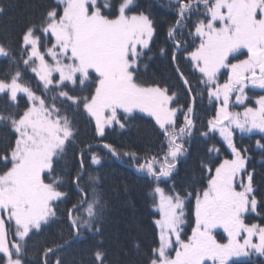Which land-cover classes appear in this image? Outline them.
Returning <instances> with one entry per match:
<instances>
[{"label": "snow or ice", "instance_id": "1", "mask_svg": "<svg viewBox=\"0 0 264 264\" xmlns=\"http://www.w3.org/2000/svg\"><path fill=\"white\" fill-rule=\"evenodd\" d=\"M168 6L174 11L167 30L171 49L158 53L155 20L138 0H54L18 37H0V264H29L32 237L60 219L62 205H70L64 218L71 239L102 233L106 201L92 171L102 157L81 139L78 118L84 114L94 122V137L145 118L156 132L158 149L143 155L101 141L146 179L151 211L131 239L143 257L139 264H254L251 257L264 258V225L250 222L253 214L264 216V190L249 167V150L236 140L237 131L264 134V95L255 107L246 103V90H264V0H169ZM157 54L174 65L178 91L141 79V66L147 70ZM182 56L199 73L195 83L181 67ZM205 95L214 114L202 124ZM238 105L242 112L232 110ZM198 137L206 145L198 168L207 183L188 190L175 177ZM262 141L264 135L256 146L264 154ZM222 152L230 157L221 160ZM189 210L191 235L184 229ZM217 229L227 234L226 243ZM141 233L151 236L146 246ZM69 243L62 238L45 245L42 264L51 256L64 264L58 253ZM91 264L115 262L97 246Z\"/></svg>", "mask_w": 264, "mask_h": 264}, {"label": "trees", "instance_id": "2", "mask_svg": "<svg viewBox=\"0 0 264 264\" xmlns=\"http://www.w3.org/2000/svg\"><path fill=\"white\" fill-rule=\"evenodd\" d=\"M53 2L54 0H0V4L6 6V12L0 14V37L7 36L15 39L29 19L38 15L43 6ZM138 3L142 10L151 12L156 23L157 34L153 39V52L158 53L161 47L171 49L167 30L173 21L174 11L168 6L169 0H138ZM180 59L181 67L195 83V77L199 76V73L190 66L185 57L182 56ZM141 72L143 73L141 79L147 83L156 81L175 86V90H179L174 65L167 57L154 55L151 60L147 61V70L143 65L141 66ZM33 86H36L35 82H33ZM85 94L87 93L85 92ZM179 99L181 103L185 102L183 93H180ZM213 114V106L209 105L205 95L198 113L200 122L206 124L207 119ZM90 120L91 118L86 114L80 116L78 127L81 139L92 142L96 147L97 154L102 157L101 165L92 166L93 174L100 177L99 187L106 201L102 233L94 236L85 231V238L71 239L67 221L64 218L65 208L70 205H62L58 212L60 219L44 232L32 237L29 244L31 257L29 264H42L41 250L45 245H53L54 242H59L62 238L70 239V243L58 253L64 264H91L92 250L97 246L107 249L109 258L115 264H139L143 259L132 247L131 239L137 235L135 225L146 222L148 213L151 211L146 197V179L136 171L128 157L122 156L118 159L112 156L102 147L101 141L111 143L121 152L133 150L143 155L148 149L153 152L158 149L159 141L156 132L152 124L145 118L133 121L126 130L116 129L113 131L109 129V134L105 138H99L94 137V122L90 123ZM261 136V133L245 136L237 131L236 140L241 147H246L249 150L251 156L249 167L250 169L255 168L256 182L264 190V154L256 146V141L260 140ZM0 139H3L2 133H0ZM202 139L197 138L190 149L191 155L184 158L183 162L178 165L175 182L181 188L192 190L195 187L198 189L202 184L206 185L207 183V174L202 175L198 168V161L204 156L206 149V145L200 142ZM215 139L220 140L218 134ZM229 157L230 153L222 152L219 158L222 160ZM70 196L74 202L75 194H70ZM187 213L190 214L191 211L189 210ZM250 222L264 225V216L253 214ZM184 229L189 235L191 227L184 226ZM139 239L144 246L151 242V236L148 234H139ZM55 258V256H51L50 264H54ZM251 260L254 264H264V258L253 256Z\"/></svg>", "mask_w": 264, "mask_h": 264}, {"label": "rangeland", "instance_id": "3", "mask_svg": "<svg viewBox=\"0 0 264 264\" xmlns=\"http://www.w3.org/2000/svg\"><path fill=\"white\" fill-rule=\"evenodd\" d=\"M225 79L224 78H221V82H223V80ZM248 92V95H249V100L246 102L249 104V106H253L255 107V100L260 96V95H264V90H261V89H249V90H246ZM233 111H243V106L242 105H238V106H235L232 108ZM255 133H258L259 132H254V133H251V134H255ZM251 134H242V135H245V136H249ZM262 134V133H261ZM264 135V134H262ZM190 235V234H189ZM11 239V237H10ZM240 259H249V258H246V257H241Z\"/></svg>", "mask_w": 264, "mask_h": 264}, {"label": "flooded vegetation", "instance_id": "4", "mask_svg": "<svg viewBox=\"0 0 264 264\" xmlns=\"http://www.w3.org/2000/svg\"><path fill=\"white\" fill-rule=\"evenodd\" d=\"M187 217L188 220L186 222V227H194L195 225V218H194V214L191 212L190 214H187ZM217 238L223 242V243H226L227 242V234L223 232L222 229H217ZM190 233H191V230H190ZM240 259V258H239Z\"/></svg>", "mask_w": 264, "mask_h": 264}]
</instances>
